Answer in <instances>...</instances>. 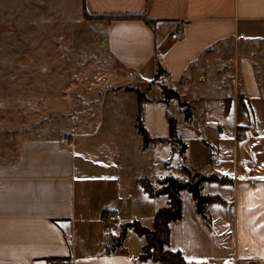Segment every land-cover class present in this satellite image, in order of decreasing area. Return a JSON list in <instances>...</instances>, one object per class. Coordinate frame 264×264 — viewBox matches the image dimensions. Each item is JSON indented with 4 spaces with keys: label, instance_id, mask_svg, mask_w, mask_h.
I'll use <instances>...</instances> for the list:
<instances>
[{
    "label": "crops",
    "instance_id": "1",
    "mask_svg": "<svg viewBox=\"0 0 264 264\" xmlns=\"http://www.w3.org/2000/svg\"><path fill=\"white\" fill-rule=\"evenodd\" d=\"M84 6L107 72L95 81L108 83L110 112L128 114V122L116 118L103 129L100 121L56 138L0 130V264H159L139 260L145 238L131 247L133 230L113 249L102 218L115 214L119 230L133 221L152 229L168 197L150 196L141 180L159 190L183 168L231 182L203 186L223 200L208 206L210 227L191 194L181 193L169 248L188 264H264V0ZM178 26L185 36L170 42ZM158 64L165 74L156 79ZM162 86L180 100L163 102ZM139 93L143 125L157 140L148 147L136 127ZM172 119L183 154L160 141Z\"/></svg>",
    "mask_w": 264,
    "mask_h": 264
},
{
    "label": "rangeland",
    "instance_id": "2",
    "mask_svg": "<svg viewBox=\"0 0 264 264\" xmlns=\"http://www.w3.org/2000/svg\"><path fill=\"white\" fill-rule=\"evenodd\" d=\"M91 28L83 0H0V130L56 138L116 118L126 125L128 114L110 112L108 83L95 81L107 72ZM130 235L132 247L140 236Z\"/></svg>",
    "mask_w": 264,
    "mask_h": 264
},
{
    "label": "trees",
    "instance_id": "3",
    "mask_svg": "<svg viewBox=\"0 0 264 264\" xmlns=\"http://www.w3.org/2000/svg\"><path fill=\"white\" fill-rule=\"evenodd\" d=\"M84 16L91 18L85 6L83 7ZM165 70L160 64L157 65L156 79H159ZM163 102L180 100L179 94L167 86H162ZM146 101L145 95L138 94L139 111L137 116L136 127L139 134L143 137L145 147H148L156 139L150 137L145 129L142 121L143 103ZM185 106V103H182ZM190 118V112L186 111V119ZM170 142L174 148L179 149L183 154L186 151V145L179 139L177 135L175 120L170 121L169 136L165 140ZM182 173L187 179L182 180L175 177H168L161 181V188L154 191L152 183L147 179H142V185L146 192L154 197L158 195H166L168 197L167 206L160 208L154 217V225L152 229L146 228L138 221H133L121 226L120 234L114 239L113 249L119 248L126 238L128 230H133L138 236L145 238V244L142 247L139 260L141 262L153 261L159 264H188L187 260L180 251H173L170 246V226L172 223L179 221L182 218V199L181 193L187 191L191 194L195 201L197 211L205 223L210 227L211 219L208 214V206L212 203H223V200L218 196L203 194V186L207 182H219L226 184L231 182L230 179L217 175L202 176L193 174L189 169L183 168Z\"/></svg>",
    "mask_w": 264,
    "mask_h": 264
},
{
    "label": "built area",
    "instance_id": "4",
    "mask_svg": "<svg viewBox=\"0 0 264 264\" xmlns=\"http://www.w3.org/2000/svg\"><path fill=\"white\" fill-rule=\"evenodd\" d=\"M185 34L181 27H176L170 35V42H177L184 38ZM102 221L104 222V233L110 237H118L120 234L118 218L115 214L108 213L103 216Z\"/></svg>",
    "mask_w": 264,
    "mask_h": 264
}]
</instances>
